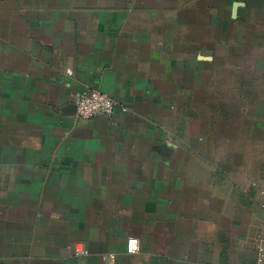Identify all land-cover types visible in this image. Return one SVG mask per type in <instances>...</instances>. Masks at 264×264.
<instances>
[{
    "label": "crops",
    "instance_id": "obj_1",
    "mask_svg": "<svg viewBox=\"0 0 264 264\" xmlns=\"http://www.w3.org/2000/svg\"><path fill=\"white\" fill-rule=\"evenodd\" d=\"M263 229L264 0H0V264H256Z\"/></svg>",
    "mask_w": 264,
    "mask_h": 264
},
{
    "label": "built area",
    "instance_id": "obj_2",
    "mask_svg": "<svg viewBox=\"0 0 264 264\" xmlns=\"http://www.w3.org/2000/svg\"><path fill=\"white\" fill-rule=\"evenodd\" d=\"M68 74L73 75V71L69 70ZM120 110L123 113L128 111L127 107H119L115 99L110 95L97 90L89 89L82 92L75 100V117L81 120H88L95 117H107L112 118L117 111ZM258 256L256 264H264V229L259 238H257ZM133 242L135 247L133 248ZM140 241L135 237H131L128 240L127 251L129 254H136L140 251ZM78 255H88L83 247L77 249ZM103 264H115L117 256L115 254L104 255Z\"/></svg>",
    "mask_w": 264,
    "mask_h": 264
},
{
    "label": "snow or ice",
    "instance_id": "obj_3",
    "mask_svg": "<svg viewBox=\"0 0 264 264\" xmlns=\"http://www.w3.org/2000/svg\"><path fill=\"white\" fill-rule=\"evenodd\" d=\"M132 246H133V248L135 247V242H133V245Z\"/></svg>",
    "mask_w": 264,
    "mask_h": 264
}]
</instances>
